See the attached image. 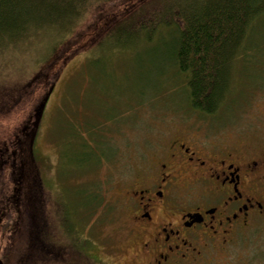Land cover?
Wrapping results in <instances>:
<instances>
[{"label": "rangeland", "instance_id": "rangeland-1", "mask_svg": "<svg viewBox=\"0 0 264 264\" xmlns=\"http://www.w3.org/2000/svg\"><path fill=\"white\" fill-rule=\"evenodd\" d=\"M152 1L87 7L82 24L42 66L45 74H57L52 93L45 96L49 85L41 87L37 78L35 90L0 92L3 264H104L105 240L125 217L115 200L132 157L184 129L227 138L229 132L234 138L264 134V20L252 24L244 41L229 104L205 114L188 105L172 66L173 29L150 41L143 32L116 29ZM26 39L0 40L6 47L0 50V86L35 75L33 58L45 46Z\"/></svg>", "mask_w": 264, "mask_h": 264}, {"label": "flooded vegetation", "instance_id": "flooded-vegetation-1", "mask_svg": "<svg viewBox=\"0 0 264 264\" xmlns=\"http://www.w3.org/2000/svg\"><path fill=\"white\" fill-rule=\"evenodd\" d=\"M237 135L184 129L132 157L104 264H264V134Z\"/></svg>", "mask_w": 264, "mask_h": 264}, {"label": "trees", "instance_id": "trees-1", "mask_svg": "<svg viewBox=\"0 0 264 264\" xmlns=\"http://www.w3.org/2000/svg\"><path fill=\"white\" fill-rule=\"evenodd\" d=\"M108 1L0 0V40L6 43L20 36L34 37L45 46V52L33 58L37 65L33 78L17 85L3 84L0 92L35 90L32 81L37 78L41 87L49 85L44 95L52 93L57 74L46 75L42 66L55 59L58 49L82 24L87 7ZM138 8L116 29L143 32L148 41L160 30L173 29L170 59L184 84L188 105L205 114L227 107L233 68L252 24L258 18L264 20V0H153ZM4 45L0 41V50Z\"/></svg>", "mask_w": 264, "mask_h": 264}, {"label": "water", "instance_id": "water-1", "mask_svg": "<svg viewBox=\"0 0 264 264\" xmlns=\"http://www.w3.org/2000/svg\"><path fill=\"white\" fill-rule=\"evenodd\" d=\"M0 264H3L2 261H1V259H0Z\"/></svg>", "mask_w": 264, "mask_h": 264}]
</instances>
